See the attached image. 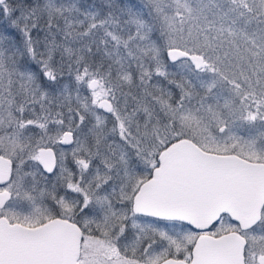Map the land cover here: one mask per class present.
Segmentation results:
<instances>
[{"label":"snow or ice","instance_id":"1","mask_svg":"<svg viewBox=\"0 0 264 264\" xmlns=\"http://www.w3.org/2000/svg\"><path fill=\"white\" fill-rule=\"evenodd\" d=\"M0 264H264V0H0Z\"/></svg>","mask_w":264,"mask_h":264}]
</instances>
